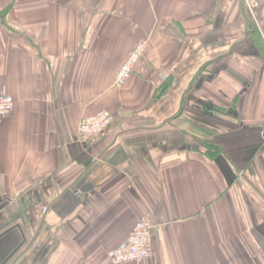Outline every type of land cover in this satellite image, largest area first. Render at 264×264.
I'll return each instance as SVG.
<instances>
[{
	"label": "crops",
	"instance_id": "0c3cea01",
	"mask_svg": "<svg viewBox=\"0 0 264 264\" xmlns=\"http://www.w3.org/2000/svg\"><path fill=\"white\" fill-rule=\"evenodd\" d=\"M258 1L0 0V264H110L143 215L152 256L124 264H264Z\"/></svg>",
	"mask_w": 264,
	"mask_h": 264
},
{
	"label": "built area",
	"instance_id": "2783aa9c",
	"mask_svg": "<svg viewBox=\"0 0 264 264\" xmlns=\"http://www.w3.org/2000/svg\"><path fill=\"white\" fill-rule=\"evenodd\" d=\"M244 3L254 14L258 7V0H244ZM148 48L147 41H140L129 53L121 64L117 75L116 84L124 85L132 76L140 59ZM15 106L14 98L10 93H0V119L9 114ZM113 115L109 110H101L90 116H85L79 123V140L86 144L96 135L102 134L112 124ZM152 229L153 220L150 215L141 216L136 222L128 238L119 246L107 251L110 264L141 263L152 256Z\"/></svg>",
	"mask_w": 264,
	"mask_h": 264
},
{
	"label": "water",
	"instance_id": "95a60500",
	"mask_svg": "<svg viewBox=\"0 0 264 264\" xmlns=\"http://www.w3.org/2000/svg\"><path fill=\"white\" fill-rule=\"evenodd\" d=\"M4 234H2L1 236H0V238L3 236ZM3 264V263H2Z\"/></svg>",
	"mask_w": 264,
	"mask_h": 264
},
{
	"label": "trees",
	"instance_id": "16d2710c",
	"mask_svg": "<svg viewBox=\"0 0 264 264\" xmlns=\"http://www.w3.org/2000/svg\"><path fill=\"white\" fill-rule=\"evenodd\" d=\"M141 59H142V58H141ZM141 59H140V60H141ZM139 62H140V61H139Z\"/></svg>",
	"mask_w": 264,
	"mask_h": 264
}]
</instances>
